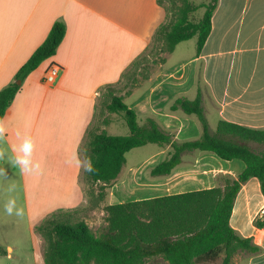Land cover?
Returning <instances> with one entry per match:
<instances>
[{
  "label": "crops",
  "instance_id": "obj_1",
  "mask_svg": "<svg viewBox=\"0 0 264 264\" xmlns=\"http://www.w3.org/2000/svg\"><path fill=\"white\" fill-rule=\"evenodd\" d=\"M58 20L66 25L64 38L55 55L22 83L3 117L8 127L3 143L10 153L17 130L32 135L34 158L42 162L46 176L65 189L51 210H71L85 201L79 182L82 170L64 161L80 152L101 90L117 85L132 62L148 50L166 13L158 0H0V90L14 80ZM172 53H166L165 62L126 95L140 123L153 118L180 142L199 138L198 117L170 106L178 97L195 99L200 89L212 130L221 120L264 129V0H219L201 52L196 46L169 64ZM52 64L60 73L48 85L43 76ZM154 145L138 161L139 167L151 170L168 157L170 145ZM244 168L242 160L227 161L194 150L184 153L169 175L151 177L154 180L129 188L127 196L133 201L213 188L218 176L236 178ZM135 176L119 181L114 191L132 184ZM262 214L264 197L259 180L252 177L236 196L230 225L261 246L262 252L254 255L256 264H264V228L254 225ZM146 264L169 262L159 256Z\"/></svg>",
  "mask_w": 264,
  "mask_h": 264
},
{
  "label": "trees",
  "instance_id": "obj_2",
  "mask_svg": "<svg viewBox=\"0 0 264 264\" xmlns=\"http://www.w3.org/2000/svg\"><path fill=\"white\" fill-rule=\"evenodd\" d=\"M218 1L210 0L200 6L185 1L181 20L171 29L163 23L156 31L165 40L164 51L172 53L180 42L196 37L199 54L210 35ZM200 7L205 8L200 20H190L188 15ZM65 33V23L56 21L43 43L19 68L14 80L0 90V117L5 116L26 77L55 55ZM145 58V55L138 57L122 75V79L128 78L134 85L128 93L137 85L132 69L139 68ZM161 61L164 63L165 58ZM115 91L116 88L110 91V102L105 107L110 113L123 116L129 134L111 135L93 125L86 133L85 153L96 171L84 174L92 183H102L98 196L102 197L105 186L117 178L126 154L147 144L171 147L168 157L150 170L151 177L169 175L182 162V155L194 150L212 152L227 161L242 160L245 168L236 178L227 177L223 187L108 204L104 207L107 224L98 235L85 220L72 221L78 210H57L35 226V231L46 240L44 264H146L159 256L169 264H200L203 260H215L221 254H224L222 264H230L237 252L252 255L262 252L252 238L241 236L230 225V218L236 196L250 178L259 180L264 197V150L257 151L252 146L264 144V129L221 120L216 130H212L198 89L195 99L178 97L170 106L172 111L196 115L202 125L199 138L180 142L153 118L140 123L136 112L125 101L127 94ZM254 225L264 228L263 214L255 218ZM7 254V249L0 245V256Z\"/></svg>",
  "mask_w": 264,
  "mask_h": 264
},
{
  "label": "rangeland",
  "instance_id": "obj_3",
  "mask_svg": "<svg viewBox=\"0 0 264 264\" xmlns=\"http://www.w3.org/2000/svg\"><path fill=\"white\" fill-rule=\"evenodd\" d=\"M185 1L193 6H200L210 0H158L166 13L164 24L169 25L170 29L181 20L183 16L182 8ZM204 11L205 8L200 7L190 13L188 17L190 20L196 22L200 20ZM164 44L165 40L163 36L161 34H156L151 46L143 54V56L145 55L146 57L145 61L139 63V68L137 66L132 69L133 72L136 73L137 85L149 77V75L162 64L161 59L166 54L164 51ZM196 46V37L183 41L177 46L175 52L170 55L167 63L170 64L182 56H185L187 53L190 54L192 49ZM144 65L147 66L143 68L142 66ZM18 81L20 80H17V82ZM133 86L128 78H124L117 85L101 90L97 100L93 127L97 128L99 131L103 130L105 127L106 132L111 135L129 134V128L123 116L110 113L105 106L110 102L111 90H115L116 88V94H128L127 91ZM190 97H192V94ZM125 101L128 103L130 99ZM105 120H107L106 123L104 122ZM210 120L213 123V116H210ZM114 121L115 123H112ZM86 142L87 138L85 137L79 152L81 158L87 155L85 153ZM4 144L5 143L2 142L0 147L4 148ZM154 146L156 145L149 144L145 147H138L129 151L117 178L105 186L106 189L102 197L98 196L102 183H92L82 171L79 182L85 194V201L80 207L73 209L78 210V212L72 216V221L79 219L85 220L93 232L98 235L101 229L107 224L104 212V207L106 205L114 204L118 201H122V203L130 202L131 200L128 198L129 196H127L129 188H138L140 187L139 184L147 180H154L150 176V169L138 166V161L145 155H148L150 151L155 148ZM252 146L257 151L264 150V144L253 143ZM0 167H4L7 172V180L0 178V245L8 251L6 256H0V264H44L46 240L41 234L35 231V226L57 211V209H51L60 202L59 199H56L58 198L57 195L65 189L62 184L54 182L46 176L45 172L38 176L21 174L18 168L12 167L9 163L4 161H0ZM134 173H137V176L134 177V182L136 179V183L133 182L123 187V189L117 188L116 191H114V186L119 181H130ZM227 177L228 176L224 175L218 176L216 187H223ZM12 184H15L16 190L9 193L8 188ZM10 196L15 197L18 206L24 209L22 218L16 217L15 215L9 216L5 213L4 203ZM223 257L224 254H221L215 260H203L200 264H222ZM256 263L254 255L248 252H237L233 256L230 264Z\"/></svg>",
  "mask_w": 264,
  "mask_h": 264
},
{
  "label": "clouds",
  "instance_id": "obj_4",
  "mask_svg": "<svg viewBox=\"0 0 264 264\" xmlns=\"http://www.w3.org/2000/svg\"><path fill=\"white\" fill-rule=\"evenodd\" d=\"M8 132V127L5 118L0 117V143L5 141ZM17 142L11 145L10 153L4 148L0 147V161L9 163L12 167L19 169L21 174L25 175H42V162L34 158L36 150V141L32 135L27 132L17 130L15 132ZM65 164L69 166H76L87 174H93L96 170L93 166L92 160L85 155L81 158L78 152L69 154L65 159ZM0 178L7 180V172L4 167H0ZM16 190L15 184L8 188V192ZM4 211L7 215L22 218L24 209L19 207L15 197L10 196L4 203Z\"/></svg>",
  "mask_w": 264,
  "mask_h": 264
},
{
  "label": "built area",
  "instance_id": "obj_5",
  "mask_svg": "<svg viewBox=\"0 0 264 264\" xmlns=\"http://www.w3.org/2000/svg\"><path fill=\"white\" fill-rule=\"evenodd\" d=\"M59 73H60V67L58 65H56V64L50 65L47 68V70L43 76L44 83H46L48 85H53L56 82Z\"/></svg>",
  "mask_w": 264,
  "mask_h": 264
},
{
  "label": "water",
  "instance_id": "obj_6",
  "mask_svg": "<svg viewBox=\"0 0 264 264\" xmlns=\"http://www.w3.org/2000/svg\"><path fill=\"white\" fill-rule=\"evenodd\" d=\"M17 83H19V84H20V83H21V81H18Z\"/></svg>",
  "mask_w": 264,
  "mask_h": 264
}]
</instances>
